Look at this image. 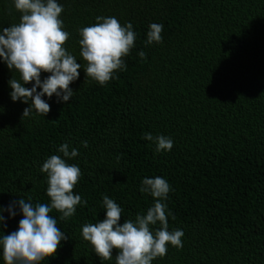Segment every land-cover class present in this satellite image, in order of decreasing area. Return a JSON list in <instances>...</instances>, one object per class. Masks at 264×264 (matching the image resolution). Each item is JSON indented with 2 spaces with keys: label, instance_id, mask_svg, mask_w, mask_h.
I'll use <instances>...</instances> for the list:
<instances>
[{
  "label": "trees",
  "instance_id": "16d2710c",
  "mask_svg": "<svg viewBox=\"0 0 264 264\" xmlns=\"http://www.w3.org/2000/svg\"><path fill=\"white\" fill-rule=\"evenodd\" d=\"M57 3L70 33L66 48L82 65L67 103L45 96L50 112L22 119L29 104L13 102L8 83L19 73L0 59V206L22 197L50 203L43 162L63 158L58 148L66 142L79 152L65 159L81 169L74 192L87 204L66 221L53 210L68 239L42 264H115L117 251L100 261L82 226L104 219V195L123 208L121 223L146 214L154 198L140 192L141 181L156 176L172 188L169 230L184 236L181 249L168 245L152 264H264V0ZM20 15L13 0H0V30ZM97 16L131 22L137 36L126 70L106 86L86 77L79 55L78 30ZM151 23L164 25L162 43L145 44ZM148 132L170 137L173 148L156 152L143 139ZM14 210L11 218L3 212L5 234L23 218Z\"/></svg>",
  "mask_w": 264,
  "mask_h": 264
},
{
  "label": "clouds",
  "instance_id": "9594fccd",
  "mask_svg": "<svg viewBox=\"0 0 264 264\" xmlns=\"http://www.w3.org/2000/svg\"><path fill=\"white\" fill-rule=\"evenodd\" d=\"M13 4L21 14L19 23L0 30V59L20 77L18 80L13 76L8 81L12 89L10 98L13 102L29 104L23 110L22 119L33 112L46 116L51 107L43 97L55 96L57 102L67 103L74 95L70 85L79 79L82 65L66 48L70 33L64 29L61 19L63 5L57 0H13ZM163 29V24L151 23L145 44L162 43ZM78 33L79 55L86 62L83 70L87 78L106 86L118 78V71L126 70L124 58L130 55L137 39L131 22L122 25L114 16H97L94 24L80 28ZM138 55L141 59L146 57L144 51ZM42 73L49 75L41 79ZM27 84L32 86L25 87ZM143 139L154 142L156 152L170 151L174 145L170 137L153 136L150 132ZM81 143L88 147L87 141ZM58 152L63 158L51 155L40 169L47 176L50 203H33L31 197H22L7 209L0 206V254L4 264H42L54 257L61 241H66L68 236L51 213L55 210L61 214L59 219L66 221L75 215L77 206L87 204L74 192L82 177L81 169L65 159L78 156V149L66 142L59 146ZM139 190L154 198L146 214H137L134 221L124 219L121 223L123 208L104 195V219L82 226L83 239L90 243L100 261H111L116 250L115 264H152L166 256L168 245L178 250L183 247L184 232L169 230L171 213L165 201L172 191L170 183L160 176L144 178ZM17 205L23 218L17 230L5 234L3 212L8 211L9 218L14 217ZM157 224L159 228H154Z\"/></svg>",
  "mask_w": 264,
  "mask_h": 264
}]
</instances>
